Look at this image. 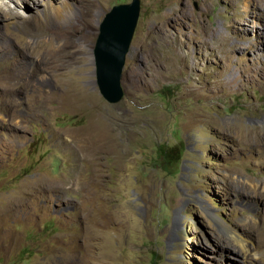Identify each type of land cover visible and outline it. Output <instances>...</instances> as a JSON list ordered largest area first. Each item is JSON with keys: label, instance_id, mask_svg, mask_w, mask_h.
Instances as JSON below:
<instances>
[{"label": "rangeland", "instance_id": "374dc122", "mask_svg": "<svg viewBox=\"0 0 264 264\" xmlns=\"http://www.w3.org/2000/svg\"><path fill=\"white\" fill-rule=\"evenodd\" d=\"M139 1L116 104L132 0L0 3V264H264V0Z\"/></svg>", "mask_w": 264, "mask_h": 264}, {"label": "water", "instance_id": "95a60500", "mask_svg": "<svg viewBox=\"0 0 264 264\" xmlns=\"http://www.w3.org/2000/svg\"><path fill=\"white\" fill-rule=\"evenodd\" d=\"M140 15V1L114 6L100 25L96 43V77L99 93L110 104L124 97L123 69Z\"/></svg>", "mask_w": 264, "mask_h": 264}, {"label": "bare ground", "instance_id": "6f19581e", "mask_svg": "<svg viewBox=\"0 0 264 264\" xmlns=\"http://www.w3.org/2000/svg\"><path fill=\"white\" fill-rule=\"evenodd\" d=\"M4 1L5 0H0V3L2 4V6L5 4L4 3ZM6 6V5H5ZM30 7H28V9H29ZM2 73V72H1ZM5 139V138H4ZM9 141V140H8ZM249 182V181H248ZM261 188L264 190V186H261ZM250 208H255L254 206H251ZM252 220H253V223H252V225L254 226V227H256L257 226V221H256V219H254V218H252ZM252 226V227H253ZM230 230L232 229L231 227H228ZM262 228V227H261ZM258 229V228H257ZM256 229V230H257ZM258 231V230H257ZM231 232H232V240L239 246V248H240V251H241V253L239 254L237 251H235L234 250V252L236 253V254H238V255H240L241 257H243L244 259H247L248 260V258L249 257H256L257 258V256L259 255V253L257 252V251H254V245L248 240V239H246L245 237H243L242 235H240V234H237L236 232H234L233 230H231ZM262 232V231H261ZM258 233V232H257ZM264 238V237H263ZM263 238H262V240H263ZM262 240H260V241H262ZM258 243V242H257ZM258 245V244H257ZM264 246V245H263ZM258 246H256V248H257ZM257 250V249H256ZM243 262V261H242ZM247 264H248V262H247Z\"/></svg>", "mask_w": 264, "mask_h": 264}]
</instances>
